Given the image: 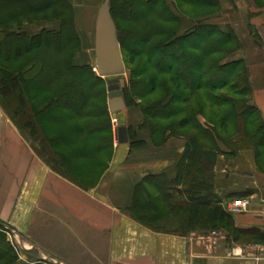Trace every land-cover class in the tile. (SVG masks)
<instances>
[{
  "label": "trees",
  "instance_id": "obj_1",
  "mask_svg": "<svg viewBox=\"0 0 264 264\" xmlns=\"http://www.w3.org/2000/svg\"><path fill=\"white\" fill-rule=\"evenodd\" d=\"M0 4V104L46 163L86 186L81 167L99 170L111 152L112 114L101 100L105 80L82 50L72 0ZM222 9V0H111L124 60L133 67L129 83L143 82L135 91L143 114L138 129L147 130L155 146L186 139L163 196L147 191L145 207L167 202L183 235L224 226L234 241L264 244V231L236 227L215 190L221 155L250 149L261 169L257 147L264 151V119L252 102L250 69L244 58L232 57L242 50L240 38L232 26L210 19ZM129 142L131 149L147 145L132 135ZM172 190L178 194L169 195ZM152 226L164 229L160 222ZM17 259L0 224V264Z\"/></svg>",
  "mask_w": 264,
  "mask_h": 264
},
{
  "label": "crops",
  "instance_id": "obj_2",
  "mask_svg": "<svg viewBox=\"0 0 264 264\" xmlns=\"http://www.w3.org/2000/svg\"><path fill=\"white\" fill-rule=\"evenodd\" d=\"M211 22L230 25L238 34L239 57L250 69L252 102L264 119V29L259 28L260 45L246 24L237 23L224 7ZM138 110L132 119L137 125L132 122L130 127L138 130L135 139L147 145L131 149L130 142L117 141L110 166L99 182L88 187L46 163L0 104V224L6 234L11 230L7 238L15 250L19 246L14 264H264L262 243L233 238L232 243L222 242L213 228L183 235L146 223L178 221V214H170L163 200L156 208L145 206L147 191L153 198L163 196L186 139L171 137L164 145H153L149 132L138 129L143 121ZM116 117L125 122L122 113ZM214 171L215 190L225 210L231 212L236 200L250 202L245 212H231L236 227L264 231V170L254 152L243 150L230 159L221 155Z\"/></svg>",
  "mask_w": 264,
  "mask_h": 264
},
{
  "label": "rangeland",
  "instance_id": "obj_3",
  "mask_svg": "<svg viewBox=\"0 0 264 264\" xmlns=\"http://www.w3.org/2000/svg\"><path fill=\"white\" fill-rule=\"evenodd\" d=\"M105 0H72V5L74 9V16H75V21H76V27L78 28V32L82 38V50L84 54L86 55L87 61L90 62L93 66H95L94 71L97 72L96 70V59H95V46H94V31H95V22H96V17L98 10L100 6L103 4ZM118 3V1H117ZM116 3V9L118 8L119 4ZM224 8L225 10L232 15L233 17H236L238 19L237 23H243L246 24L248 27V30L250 34L253 32L252 30L256 29L258 34L261 36L259 33V28L264 29V7L261 5L262 0H223ZM222 13V11H221ZM220 13V14H221ZM219 16L217 15H211L210 19H214L215 17ZM258 26V28H257ZM260 26V27H259ZM122 27V26H121ZM241 28V27H240ZM260 41H263V38L260 37ZM260 45L262 42L259 43ZM123 54V53H122ZM239 52L235 53L232 57H237L239 56ZM124 57V55H123ZM125 61V60H124ZM126 73L123 75L121 78H124L126 81V86L128 87L127 89V95L125 94L124 100L126 103V108L122 111V114L124 116V121L127 123V126H129V135H132L134 138L136 136V131L135 127H130V124L133 122L134 125H137L136 121H132V119L135 118V113H138V107L137 103L139 102L137 98H135L136 93L135 91L138 89V86H142L143 82L139 85L130 84L129 81L131 82L132 78V70L133 67H130L128 63H126ZM98 73V72H97ZM105 82L103 83L102 90L103 94L101 93V100L103 101V104L106 105L105 103L109 104V96H108V84H107V78H104ZM142 89V87H141ZM247 99L249 100L250 95H248ZM110 111V110H109ZM111 113V112H110ZM112 114V113H111ZM115 117L112 115V132H113V141H112V148L109 156H107L106 160L104 161V165L102 168L99 170H92L88 166H86L83 169V175L87 176L88 182H86V185L88 187L94 186L95 183L99 182L101 177L103 176L104 172L108 167L110 166V162L112 159V150L114 145H116L118 141V124L115 121V118L119 122L118 118L116 117V114H114ZM134 116V118H133ZM203 121V120H202ZM205 122V120H204ZM129 123V124H128ZM126 126V127H127ZM249 136V135H248ZM252 140V139H251ZM252 144H255L256 139L253 141ZM248 142V143H250ZM248 143L246 145H248ZM258 149L256 150V153H260L259 157V166L261 167L262 170H264V151L257 147ZM231 157L228 156V159ZM179 220V219H178ZM177 220H172L166 222H162V226L164 230L166 231H174L175 229H178L180 226L175 222ZM152 224H159V222H153ZM216 232V238L220 239L222 242H228L232 243V237L229 235V230L225 228L224 226L216 227L214 228Z\"/></svg>",
  "mask_w": 264,
  "mask_h": 264
},
{
  "label": "water",
  "instance_id": "obj_4",
  "mask_svg": "<svg viewBox=\"0 0 264 264\" xmlns=\"http://www.w3.org/2000/svg\"><path fill=\"white\" fill-rule=\"evenodd\" d=\"M94 46L98 75L109 78V109L114 114H120L126 108L123 97L126 81L121 78L126 73V65L118 38L117 25L112 16L111 0H105L98 10ZM118 142L120 144L129 142L128 128L125 125L118 128Z\"/></svg>",
  "mask_w": 264,
  "mask_h": 264
},
{
  "label": "built area",
  "instance_id": "obj_5",
  "mask_svg": "<svg viewBox=\"0 0 264 264\" xmlns=\"http://www.w3.org/2000/svg\"><path fill=\"white\" fill-rule=\"evenodd\" d=\"M115 121L117 122V124H118V121H117V119L115 118ZM249 204H250V202L248 201V200H244V199H241V200H236V201H234L233 203H232V205L230 206V211L232 212V213H243V212H245L247 209H248V207H249ZM8 229V228H7ZM7 234L9 235V236H11V230L9 231H7ZM11 242V241H10ZM12 243V242H11ZM12 245L14 246V247H16L13 243H12ZM19 246L17 245V248H18ZM17 248H16V250H17Z\"/></svg>",
  "mask_w": 264,
  "mask_h": 264
}]
</instances>
